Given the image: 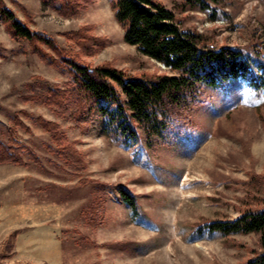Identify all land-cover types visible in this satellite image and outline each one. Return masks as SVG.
<instances>
[{
	"label": "rangeland",
	"instance_id": "rangeland-1",
	"mask_svg": "<svg viewBox=\"0 0 264 264\" xmlns=\"http://www.w3.org/2000/svg\"><path fill=\"white\" fill-rule=\"evenodd\" d=\"M77 1L78 12L65 14L42 0H2L53 41L54 48L38 46L60 63L172 74L125 41L112 0ZM160 1L182 29L211 44L264 46V0H231L216 16L183 0ZM47 87L63 96L75 85L68 71L13 38L0 16V139L7 142L12 129L39 159L25 150L27 164H0V264H241L257 253L255 232L198 231L206 219H233L264 205V100L252 104L244 83L204 86L205 101L182 113L168 140L151 146L125 145L96 113L78 120L74 97L64 94L55 108L43 102L58 98ZM39 117L58 125L61 136ZM67 145L79 163L60 154ZM124 186L136 196L139 219L120 195Z\"/></svg>",
	"mask_w": 264,
	"mask_h": 264
},
{
	"label": "trees",
	"instance_id": "trees-1",
	"mask_svg": "<svg viewBox=\"0 0 264 264\" xmlns=\"http://www.w3.org/2000/svg\"><path fill=\"white\" fill-rule=\"evenodd\" d=\"M42 1L65 14L79 10L77 0ZM230 1L183 0L181 3L182 6L208 9L216 16L218 9ZM112 8L125 28V41L167 65L172 74L133 76L116 67H91L70 58H65L62 64L38 46L45 43L54 48L53 41L43 33L32 30L0 0V16L11 36L27 40L33 51L72 75L75 88L62 93L63 96L67 95L66 100L74 97L76 110L72 115L77 111L78 120H85L96 113L104 121L105 132L125 145L143 144L145 141L151 146L168 140L170 126L180 121L182 113L205 101L202 95L204 86L216 90L227 89L237 81L244 83L248 89L252 104L259 105L264 100L263 45L232 47L211 44L204 34L182 29L176 13L160 0H112ZM68 36L74 39L75 32ZM47 89L48 92H56L51 87ZM56 93L57 101L47 95L43 102L55 108L63 97L58 91ZM11 120L23 125L15 115ZM38 121L44 129L53 132L55 138L61 136L62 133L57 132L58 125L53 121L42 117ZM7 132V142L0 139V164H27L23 157L25 150L33 161L39 160L36 152L17 139L12 129ZM61 150L60 154L71 164L79 163L76 149L67 145ZM119 190L134 217L139 219L143 212L136 196L125 186L119 187ZM205 230L219 231L224 235L234 232L257 233L260 249L241 264H264V205L247 206L233 219H206L199 224L198 231L202 233Z\"/></svg>",
	"mask_w": 264,
	"mask_h": 264
}]
</instances>
